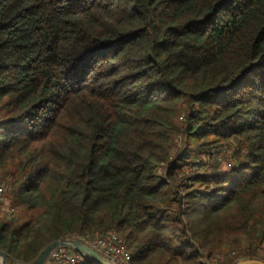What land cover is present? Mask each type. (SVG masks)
Segmentation results:
<instances>
[{
  "label": "trees",
  "instance_id": "16d2710c",
  "mask_svg": "<svg viewBox=\"0 0 264 264\" xmlns=\"http://www.w3.org/2000/svg\"><path fill=\"white\" fill-rule=\"evenodd\" d=\"M0 177L14 262L111 230L129 264L264 260V0H0Z\"/></svg>",
  "mask_w": 264,
  "mask_h": 264
},
{
  "label": "built area",
  "instance_id": "2783aa9c",
  "mask_svg": "<svg viewBox=\"0 0 264 264\" xmlns=\"http://www.w3.org/2000/svg\"><path fill=\"white\" fill-rule=\"evenodd\" d=\"M228 166L232 167V164L228 163ZM6 194V184L0 180V204L6 202ZM7 215L9 218L14 219L17 215V209L14 206L9 207L7 209ZM67 238L77 239L91 246L112 264H129L132 260V252L129 250L126 241L113 230L88 233L85 235L75 233ZM50 259L55 264H81L84 257L70 248L61 247L52 254ZM203 262L204 264H214V259H210L205 254Z\"/></svg>",
  "mask_w": 264,
  "mask_h": 264
},
{
  "label": "water",
  "instance_id": "95a60500",
  "mask_svg": "<svg viewBox=\"0 0 264 264\" xmlns=\"http://www.w3.org/2000/svg\"><path fill=\"white\" fill-rule=\"evenodd\" d=\"M61 247H66L74 250L75 252L81 254L92 264H112L100 253H98L97 250H95L91 246L86 245L82 241L73 238H65L52 244L43 252L42 256L35 264H48L47 262L50 260L52 254ZM0 260L2 264H9L10 262L9 257L2 251H0ZM237 264H264V261L257 260L256 258L243 260L241 262H238Z\"/></svg>",
  "mask_w": 264,
  "mask_h": 264
},
{
  "label": "rangeland",
  "instance_id": "374dc122",
  "mask_svg": "<svg viewBox=\"0 0 264 264\" xmlns=\"http://www.w3.org/2000/svg\"><path fill=\"white\" fill-rule=\"evenodd\" d=\"M167 171H168V167L166 166V165H163V166H160V167H158L156 170H155V173L156 174H159V175H161V176H165L166 174H167ZM0 180L1 181H4L6 184H8L7 183V180H8V178H4V177H0ZM12 202L10 201V198L8 199V198H6V202L5 203H3V204H0V217L1 218H4V219H6V220H9L10 218L8 217V215H7V209H9V207H13L14 205L13 204H11ZM15 208V207H14ZM19 219H20V212H19V210L17 209V215H16V217L14 218V220L13 221H15V222H18L19 221ZM21 221V220H20ZM19 221V222H20ZM262 251L259 253V255H260V257H264V246L262 247V249H261ZM217 255H227L228 256V258H230V257H232V256H230L231 255V253L230 252H220V253H218ZM226 256V257H227ZM213 258H216V256H214ZM10 262H9V264H22L21 262H14V261H12V260H9ZM242 261V260H241ZM241 261H239V262H241ZM261 261H264L263 259L261 260ZM227 262V261H226ZM226 262H223V263H226ZM48 264H55V263H53V261L50 259L48 262H47ZM214 264H223V263H221V262H213Z\"/></svg>",
  "mask_w": 264,
  "mask_h": 264
},
{
  "label": "crops",
  "instance_id": "0c3cea01",
  "mask_svg": "<svg viewBox=\"0 0 264 264\" xmlns=\"http://www.w3.org/2000/svg\"><path fill=\"white\" fill-rule=\"evenodd\" d=\"M227 255H216V258H213L214 259V262H225L228 260V256L226 257Z\"/></svg>",
  "mask_w": 264,
  "mask_h": 264
}]
</instances>
